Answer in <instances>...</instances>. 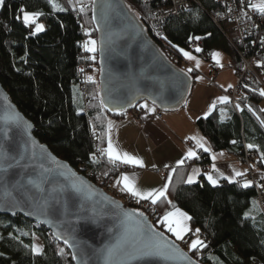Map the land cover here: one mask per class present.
<instances>
[{
	"label": "trees",
	"instance_id": "16d2710c",
	"mask_svg": "<svg viewBox=\"0 0 264 264\" xmlns=\"http://www.w3.org/2000/svg\"><path fill=\"white\" fill-rule=\"evenodd\" d=\"M201 1L202 7L196 6L192 10L183 11L167 22L164 35L170 41L169 45L151 35L147 25V19L152 13L164 8L168 2L124 0L162 54L173 66L190 76L192 86L200 73L197 70L188 71L180 48L210 60L207 56H211L214 49L226 45L232 63L240 68L238 56L227 39L232 37L228 25H218L212 20L216 3L213 0ZM93 2L94 0H76L79 5L77 9L69 0H57L64 9L60 11L54 9L49 0H4L0 9V83L11 95L13 103L35 126V137L57 157L65 160L78 173L114 198H119L131 208L142 210L151 217L155 228L174 238L160 222L164 214L173 209L172 205L157 202L153 205V210L146 213L141 200L136 201L128 194L115 192L110 187L119 174L132 170L133 167L119 162L113 164L100 151L108 145V120L123 118L127 111L111 113L101 105L98 79H89L87 92L90 103L86 105L81 83L78 81L82 63L80 57L83 53L79 46L81 26L86 29L87 37L91 36L97 42L99 39L93 19ZM83 5L86 8L81 12L79 9ZM21 9L30 13L42 12L39 19L45 25V30L29 36ZM196 36L201 39L190 40V37ZM197 47L203 51L196 52ZM89 62L92 72L98 70L100 59L97 51L90 53ZM247 85V88L242 89L244 98L240 100L238 115L233 106L219 105L208 117L199 118L195 126L217 152L233 151L239 157L243 143L247 148L249 144L255 145L256 147L248 149L257 160V179L260 174L264 181V159L261 158V153L264 152V125L260 123L264 120V111L259 109L264 96L259 95V89H262L259 84L250 82ZM192 89L193 87L188 97ZM224 109L230 111L231 119L228 121L221 117ZM94 136L99 137L97 163L92 162ZM232 141L236 143L233 144ZM203 157L205 159L192 160L179 166L167 193L172 204L192 217L189 221L191 234L195 229H200L201 240L207 245L198 251H187L200 264H264V213L258 210L262 193L260 182V191L252 184L247 188L243 187L242 180L223 182L218 186L203 180L192 184L182 182L189 176L193 163L205 162L210 165L207 156ZM245 181H248L246 177ZM36 236L43 244V254L32 251ZM187 240L191 238L187 237ZM0 264L75 263L68 246L53 239L45 226L33 223L22 215L0 214Z\"/></svg>",
	"mask_w": 264,
	"mask_h": 264
},
{
	"label": "water",
	"instance_id": "95a60500",
	"mask_svg": "<svg viewBox=\"0 0 264 264\" xmlns=\"http://www.w3.org/2000/svg\"><path fill=\"white\" fill-rule=\"evenodd\" d=\"M92 6L99 38L100 99L105 101V109L111 113L117 112L116 108L134 110L144 101L153 105V99L163 111L184 106L193 84L190 76L162 54L124 0H94ZM13 113H18L25 124L11 126V138L5 140L3 117ZM34 132L35 126L0 83V164L5 169L0 170L1 215H22L45 226L53 239L68 246L75 264H200L174 238L155 228L151 217L94 185L57 157ZM76 177L91 190L76 192L71 187ZM81 217L93 222L78 223ZM138 221L174 242L189 259L110 257V249L137 236L141 227Z\"/></svg>",
	"mask_w": 264,
	"mask_h": 264
},
{
	"label": "crops",
	"instance_id": "0c3cea01",
	"mask_svg": "<svg viewBox=\"0 0 264 264\" xmlns=\"http://www.w3.org/2000/svg\"><path fill=\"white\" fill-rule=\"evenodd\" d=\"M214 52L221 53L220 64L216 63V60L213 59L212 55L210 56V60H206L198 55L192 54L201 62L200 67L197 68L195 60H189L184 57L186 60V66H188L189 69L197 70L200 73L198 75L200 79L197 78L195 84L192 86V92L184 106L169 111L160 110L155 106L156 111L153 113L141 107V105L145 103H147L149 107L153 106L148 101H144V103L137 106V108H134V110H128L123 118H113L108 120L113 123L111 138L117 150L121 153L127 152L142 159L144 162V167H139L117 161L123 165H130L133 169L126 170L119 174V177L111 185L115 192L118 191L122 194H128L130 197H133L128 192L122 191V183L119 185L117 184V181L125 174L129 177L135 178L136 185L141 190L160 188L167 182V177L169 175H172L173 177L174 173L171 171L172 168L177 169L179 166H183L192 160L198 161L201 155L207 156L210 165L205 170L199 162L191 165L189 175L192 174L193 169L200 170L195 182L201 180L208 182L206 174H211L214 178H217L219 184H223V182L230 183L223 177H233L234 182L240 180L245 182L247 170L238 159V156H236L233 151L217 152L213 150L210 142L198 129H196L195 126V122L198 121L199 118H205V113L209 111V106L213 102L216 103V108L219 105H226L228 102L221 103L218 98L228 96L229 91L237 86V74H235L231 55L226 45L217 47V49H214L210 54ZM214 72L217 76L215 80H212V74ZM229 85H232V87H229ZM259 109L261 111L264 110L263 102L260 104ZM214 110H212L211 113ZM157 113L162 114L160 119L157 118ZM221 117L224 121H228L231 119L230 111L228 109L222 110ZM190 136L202 138L205 146L208 147L210 151L205 152L202 148H199L194 140L188 139ZM189 148H192L197 152V157L187 159L183 165H178L177 162L186 156ZM213 156L216 157L215 160H213ZM213 164H215V169H213ZM159 168L165 169L166 172L164 174H157L155 170H158ZM236 171L243 172L245 175L237 177L235 176ZM262 178V175L258 174L260 186L264 185ZM261 191L260 206L259 203L257 206H259L258 210H261L264 213V187H261ZM133 198L138 201L137 198ZM171 211H173V209H171ZM182 211L184 210L182 209ZM191 233L192 231L187 233L184 240H178L172 233L171 234L178 242L184 244L188 251H191L189 245L192 240L197 238L195 232H193V234ZM198 236L199 239H201L200 233H198ZM187 237H190L191 240H187Z\"/></svg>",
	"mask_w": 264,
	"mask_h": 264
},
{
	"label": "snow or ice",
	"instance_id": "6c2138e0",
	"mask_svg": "<svg viewBox=\"0 0 264 264\" xmlns=\"http://www.w3.org/2000/svg\"><path fill=\"white\" fill-rule=\"evenodd\" d=\"M49 3L53 6L54 9H58L60 11H63V7H61L58 3L57 0H49ZM69 3H71V0H69ZM4 5V0H0V7ZM250 7H252L255 11H257L261 16H264V0H261L260 3L257 4H249ZM75 7V5H73ZM231 9H229L230 11ZM23 14V23L27 26H32L35 25L34 32L39 33L45 30V25L42 23H38V19L40 16L43 15L42 12H27L24 9L20 10ZM79 11L84 12L85 9L81 7ZM95 19V16L93 17ZM159 35V33H157ZM164 39H167V37H163ZM195 39V40H200L201 37L196 36V37H190V40ZM264 43V41H262ZM97 42L95 40H89L83 44V48L86 52L90 53H95L97 51L96 47ZM178 47V46H177ZM179 51L183 54L184 57H186L189 60H195L196 61V67H200V61L196 59L195 56H193L191 53L188 51H185L183 48H180ZM196 52H201L203 49L197 47L195 49ZM213 59L216 60L217 64H220V57L221 53L219 52H214L211 54ZM92 59H95V56L92 57ZM222 66V65H221ZM261 66H264L262 64ZM189 72L192 71V69H188ZM91 80L92 78L89 77ZM198 79H200L198 77ZM229 87H232V85H229ZM244 87H248V85H244ZM252 91H257L256 89H252ZM259 95L264 96V89H259ZM221 103H227L229 102V97L228 96H222L218 98ZM155 103L156 100L153 99V106L149 107L147 103L141 105L142 108L147 109L149 112H155ZM187 101H185V104ZM101 105L103 107H107L105 104V101L101 99ZM129 106H133L131 103H129ZM239 108V105H237ZM216 108V103L213 102L209 106V111L205 113V118L211 114V111ZM243 111V109H240ZM249 110L251 111L252 109L249 107ZM115 111L119 113H123L125 109L123 108H116ZM264 111V110H262ZM3 121L6 125V127L3 129V135L5 140H9L11 137L9 133L12 131L11 126H16L19 128L21 124H25V122L22 120V118L19 116L18 113H13L11 115H7L3 117ZM261 125H264V120L260 121ZM27 127H30L29 125H26ZM113 127L112 121H108V145L106 149H100L102 154H105L109 161L113 164H115L117 161L125 163V164H130L134 166H139V167H144V162L142 159L137 158L136 156H133L127 152H119L117 148L114 146L112 138H111V130ZM189 140H194L196 142V145L199 148H202L205 152L210 151L208 147L205 146V143L203 142L202 138H198L196 136H190L188 137ZM233 144L236 143V141H232ZM256 147L253 144H249L248 148L252 149ZM197 157V152L189 148L186 156L179 160L177 162L178 165H183L185 163V160L187 159H192ZM215 156H213V160H215ZM261 158L264 159V152L261 153ZM13 159H15L13 157ZM92 162L97 163V157L95 154L92 156ZM11 167V165H9ZM167 167V166H166ZM213 169H215V164H213ZM0 170H5L4 166L0 164ZM172 173H175L176 169L172 168ZM199 169H193V172L191 175L187 177L186 180H182V182L187 183V184H192L196 181V177L199 175ZM63 175V173H62ZM75 175V174H73ZM245 173L236 171L235 176H244ZM224 179H227L230 183L234 182L233 177H223ZM206 179L208 182L211 183L213 186H218L219 180L217 178H214L213 175L211 174H206ZM172 181V175H169L167 177V182L160 188H152L149 190H141L140 188L137 187L135 178L129 177L128 175H122L121 178L117 181V184L123 185L122 191L128 192L131 196L137 198V200H145V201H150L152 205L157 204V202H166L167 204L172 205L173 211H169L164 214L162 217V220L160 221L162 224H164L167 228V231L169 233H172L176 239L178 240H184V237L187 233L192 231L190 228L188 221L192 219L191 216L188 215V213L180 210L177 208L174 204H172V201L168 199L167 193L169 191V186ZM29 183H32L30 180ZM251 181H245L244 184L242 185L243 187L247 188L251 186ZM71 187L75 189L76 192L83 193L85 189L87 188L89 191L90 186H86L84 181L81 180L79 177H76L73 183L71 184ZM261 187H264V185H261ZM43 191V189H41ZM163 198V201L162 199ZM47 204V201H45ZM126 215L131 216V213H126ZM140 216H143V213H139ZM248 214H246L247 216ZM83 221V223H89L93 222L90 221L86 218H78V223ZM138 223L141 225L137 229V236L129 243L123 244V243H118L117 246L114 249L109 250V256H113L114 254H118L122 257H130V258H140V257H153V256H164L165 258H172L173 256H179L182 257L185 260H188L189 258L183 253L179 247L174 243L170 242L166 239L163 238L162 234L158 231H153L152 227L150 225H144L142 221H138ZM147 229V230H145ZM200 232V229H195V233L197 234V238L192 240L189 248L190 250L193 251H198L200 249H203L207 245L205 242L201 239H199L198 233ZM65 243H68L67 240L64 241ZM32 251L36 254H43V249L39 246H34L32 248ZM61 255H63V251H61ZM190 264H195V262L190 261Z\"/></svg>",
	"mask_w": 264,
	"mask_h": 264
},
{
	"label": "built area",
	"instance_id": "2783aa9c",
	"mask_svg": "<svg viewBox=\"0 0 264 264\" xmlns=\"http://www.w3.org/2000/svg\"><path fill=\"white\" fill-rule=\"evenodd\" d=\"M162 2H168L161 10L152 13L151 17L147 19L148 29L151 35H154L158 40L165 44H171L164 35V30L167 22L173 17L180 14L183 11H189L196 6L202 7L201 0H158ZM216 3L217 8L213 11L212 20L215 24H227L230 32H232L231 39L227 37L228 41L231 42V46L234 52L237 54L240 68H236L237 74H239V80L237 86L229 91V105L233 106L237 115L239 114V98L242 95L241 90L244 85L250 80H254L259 83L264 89V16H261L257 11L249 6L250 3L255 4V0H213ZM72 4L79 8L76 0H71ZM84 9L86 6H82ZM229 9H231L229 11ZM25 10V9H24ZM23 18V16H22ZM40 22V19L37 21ZM35 25L27 26L29 36H34ZM82 38L79 41V46L83 53L80 57L82 63L79 67L80 74L78 81L81 83V90L84 95V103L88 105L90 103L87 87L89 85V73H90V53L86 52L83 48V44L87 42V31L81 26ZM159 33V35L157 34ZM209 58V56H207ZM212 80L216 79V73L212 74ZM216 75V76H215ZM157 118H161L162 114L157 113ZM99 137L94 136L92 145L94 147V154L97 156ZM203 155L200 156V159ZM240 160L246 167L247 173L246 178L251 181L254 188L259 190V180L257 179V172L255 170L256 159L252 156L247 145L243 143ZM202 168L207 169L209 164L201 163ZM161 170L158 169L156 173ZM164 171V170H163ZM129 200V199H128ZM141 205L144 207L146 213H150L154 206L150 201L141 200Z\"/></svg>",
	"mask_w": 264,
	"mask_h": 264
},
{
	"label": "rangeland",
	"instance_id": "374dc122",
	"mask_svg": "<svg viewBox=\"0 0 264 264\" xmlns=\"http://www.w3.org/2000/svg\"><path fill=\"white\" fill-rule=\"evenodd\" d=\"M261 2V0H255V4H257V3H260ZM84 6V5H83ZM0 9H1V7H0ZM89 40H95L96 42H97V39H95V38H93V37H91V36H89L88 37V40L87 41H89ZM97 44H98V42H97ZM97 44H96V47H97ZM98 50V49H97ZM185 51H188V50H185ZM189 53H191V54H193L192 52H190V51H188ZM194 55V54H193ZM233 64V63H232ZM233 66L235 67V74H237L236 73V66L233 64ZM215 73V72H214ZM216 76V75H215ZM89 77H91L93 80H96V79H98L99 78V73H98V70H96V71H94V72H92V71H90V73H89ZM238 80H239V74H237V82H238ZM250 82H255L254 80H250L249 82H247V83H250ZM255 83H257V82H255ZM257 84H259V83H257ZM237 85V84H236ZM260 85V84H259ZM261 86V85H260ZM236 87V86H235ZM262 87V86H261ZM243 88H244V86H243ZM242 88V89H243ZM241 93H242V95L240 96V98H239V104L238 105H240V100L242 99V98H244V95H243V90H241ZM84 96V95H83ZM263 104H264V101H263ZM141 105V104H140ZM240 112V111H239ZM99 143V142H98ZM98 145V144H97ZM93 149H94V147H93ZM94 151V150H93ZM201 159H205L204 157L202 158L201 157ZM238 159L240 160V156L238 157ZM241 161V160H240ZM242 162V161H241ZM242 164H243V162H242ZM244 165V164H243ZM245 166V165H244ZM246 168V167H245ZM204 169V168H203ZM159 170H161L159 173L160 174H164L165 172H166V170L165 169H160L159 168ZM164 170V171H163ZM158 170H155V172H157ZM158 174V173H157ZM111 187V186H110ZM111 189H112V187H111ZM113 191V190H112ZM261 195H262V193H261ZM119 199V198H118ZM120 200V199H119ZM260 200H261V198H260ZM122 203H123V201L122 200H120ZM126 205V204H125ZM140 211H142V210H140ZM143 212V211H142ZM148 216V215H147ZM152 220V219H151ZM175 239V238H174ZM176 240V239H175ZM177 241V240H176ZM178 242V241H177ZM179 244H181L182 245V247H183V245L184 244H182V243H180V242H178ZM34 244H35V246H39V247H41L42 249H43V244H42V242H41V240L39 239V237H35V242H34ZM184 247H185V245H184ZM183 247V248H184ZM186 249V251H187V248H185ZM188 252V251H187ZM189 253V252H188Z\"/></svg>",
	"mask_w": 264,
	"mask_h": 264
}]
</instances>
